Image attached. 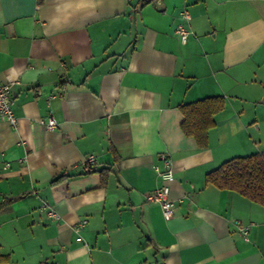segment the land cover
Masks as SVG:
<instances>
[{
    "label": "crops",
    "instance_id": "0c3cea01",
    "mask_svg": "<svg viewBox=\"0 0 264 264\" xmlns=\"http://www.w3.org/2000/svg\"><path fill=\"white\" fill-rule=\"evenodd\" d=\"M0 82L17 118L0 122V264H264V205L206 181L264 151V0H0ZM213 96L199 146L180 105ZM160 153L170 219L146 200Z\"/></svg>",
    "mask_w": 264,
    "mask_h": 264
},
{
    "label": "trees",
    "instance_id": "16d2710c",
    "mask_svg": "<svg viewBox=\"0 0 264 264\" xmlns=\"http://www.w3.org/2000/svg\"><path fill=\"white\" fill-rule=\"evenodd\" d=\"M224 102V97L213 96L180 105L184 115L181 124L184 133L193 136L199 146H205L208 130L214 124L212 114L220 110ZM92 171H96L95 167L87 172ZM206 181L264 205V151L224 161L206 175Z\"/></svg>",
    "mask_w": 264,
    "mask_h": 264
},
{
    "label": "built area",
    "instance_id": "2783aa9c",
    "mask_svg": "<svg viewBox=\"0 0 264 264\" xmlns=\"http://www.w3.org/2000/svg\"><path fill=\"white\" fill-rule=\"evenodd\" d=\"M191 16L187 9H183L181 12V20L176 26V33L178 34L181 41H186L191 34L188 27V22ZM49 97H52L50 95ZM13 98L11 95V83L10 82H0V122L7 121L11 125L17 124V118L12 110ZM41 123L47 129H54L58 126L57 120L50 114ZM160 160L162 161V167L155 165V169L161 178V185L149 193L146 194V200L150 202H156L160 205L162 214L165 219H170L173 217L175 212V203L170 196V182L174 179V172L171 165V161L166 153H160ZM96 159L93 154H89L83 159L84 168L89 171L93 170L95 167ZM9 163L6 162L4 168H7ZM42 208L48 211L51 217L56 218V211L48 204L43 203ZM86 222L82 219L79 225L82 226ZM238 224V231L242 234L245 239H248L249 226Z\"/></svg>",
    "mask_w": 264,
    "mask_h": 264
}]
</instances>
